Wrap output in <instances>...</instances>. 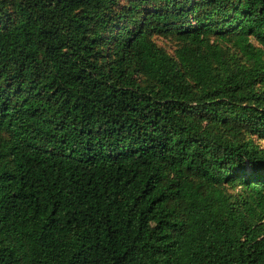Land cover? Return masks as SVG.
I'll return each mask as SVG.
<instances>
[{
	"label": "trees",
	"instance_id": "16d2710c",
	"mask_svg": "<svg viewBox=\"0 0 264 264\" xmlns=\"http://www.w3.org/2000/svg\"><path fill=\"white\" fill-rule=\"evenodd\" d=\"M263 144L264 0H0V264H264Z\"/></svg>",
	"mask_w": 264,
	"mask_h": 264
},
{
	"label": "rangeland",
	"instance_id": "374dc122",
	"mask_svg": "<svg viewBox=\"0 0 264 264\" xmlns=\"http://www.w3.org/2000/svg\"><path fill=\"white\" fill-rule=\"evenodd\" d=\"M158 43H159L160 46H162V47L165 48V49H169V48H171V47H170L171 44L169 45V43H166L165 41H159ZM263 147H264V144H263ZM237 191H238V189H236V192H237Z\"/></svg>",
	"mask_w": 264,
	"mask_h": 264
}]
</instances>
